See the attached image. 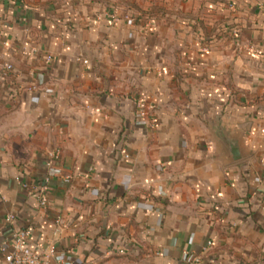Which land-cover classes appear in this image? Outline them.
Masks as SVG:
<instances>
[{
	"label": "crops",
	"instance_id": "obj_1",
	"mask_svg": "<svg viewBox=\"0 0 264 264\" xmlns=\"http://www.w3.org/2000/svg\"><path fill=\"white\" fill-rule=\"evenodd\" d=\"M239 1L0 0V264L14 231L41 264H264V0Z\"/></svg>",
	"mask_w": 264,
	"mask_h": 264
},
{
	"label": "built area",
	"instance_id": "obj_2",
	"mask_svg": "<svg viewBox=\"0 0 264 264\" xmlns=\"http://www.w3.org/2000/svg\"><path fill=\"white\" fill-rule=\"evenodd\" d=\"M110 14L114 19H117L115 14ZM236 34H238L237 31ZM149 109L150 106L144 100H139L137 102V110L140 117L148 118ZM52 156L54 158H58L59 153L56 152ZM40 199L41 204L45 205V198L41 195ZM12 219L13 216L9 215L8 220L11 221ZM210 244L211 242H209V245ZM4 259L6 264H41L38 254L31 248L29 244V231L13 232L11 245L10 248L4 252Z\"/></svg>",
	"mask_w": 264,
	"mask_h": 264
},
{
	"label": "trees",
	"instance_id": "obj_3",
	"mask_svg": "<svg viewBox=\"0 0 264 264\" xmlns=\"http://www.w3.org/2000/svg\"><path fill=\"white\" fill-rule=\"evenodd\" d=\"M231 2H232V4L236 5L237 8L240 7V5H239V2H240V1H239V0H231ZM234 30H239V29L235 28Z\"/></svg>",
	"mask_w": 264,
	"mask_h": 264
}]
</instances>
